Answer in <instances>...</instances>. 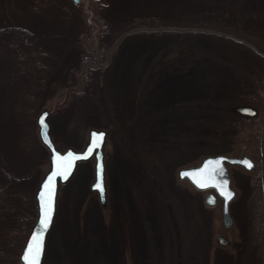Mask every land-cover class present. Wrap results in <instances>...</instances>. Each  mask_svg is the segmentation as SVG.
<instances>
[{"label": "rangeland", "instance_id": "1", "mask_svg": "<svg viewBox=\"0 0 264 264\" xmlns=\"http://www.w3.org/2000/svg\"><path fill=\"white\" fill-rule=\"evenodd\" d=\"M263 93L264 0H0V264H21L37 220L45 109L61 151L107 132V197L91 190L95 160L82 162L59 190L44 264H264L262 162L251 186L232 172L230 230L221 201L174 179L177 165L240 153L255 131L234 110L256 97L263 116Z\"/></svg>", "mask_w": 264, "mask_h": 264}, {"label": "water", "instance_id": "2", "mask_svg": "<svg viewBox=\"0 0 264 264\" xmlns=\"http://www.w3.org/2000/svg\"><path fill=\"white\" fill-rule=\"evenodd\" d=\"M78 1V0H76ZM242 113H247L250 116L255 115V111L251 108L239 109ZM50 112L44 110L38 117L39 136L43 145L48 149L49 155V170L43 177L36 192V203L38 216L23 248L20 256L21 264H26L23 259L25 250L31 243L34 247L37 243L40 245L39 254L36 256L38 264H44L45 253L47 250V242L52 231L56 212L59 190L62 185L68 184L75 175L78 166L82 162L95 160V180L91 189L97 192L100 202L106 203L107 191L105 185V153L104 147L107 140V132L104 130L92 129L89 132V139L83 150L68 148L59 150L51 136L49 119ZM93 133L97 135L94 137ZM103 133V137L99 136ZM261 162L262 175L264 179V114L261 125ZM69 153L72 155L70 156ZM252 162L248 158H228L225 156H209L206 157L198 166L182 169L179 172L180 179H187L191 185L197 190L207 191L214 190L219 197L223 199L222 220L226 229L232 225V218L229 213V204L235 197V192L230 187L225 162L230 165L246 166L243 162ZM211 162V163H209ZM247 167V166H246ZM248 169H251L248 167ZM227 181V183H225ZM100 182L103 187V193L96 187ZM45 185H48L45 187ZM203 185V187L201 186ZM231 193V198H227V194ZM223 193V194H222ZM207 204L213 206L216 204V196L213 194L207 198ZM46 217V222L42 223V218ZM36 237V240L33 237ZM225 238L219 239L221 244H226ZM31 258V255H30Z\"/></svg>", "mask_w": 264, "mask_h": 264}, {"label": "flooded vegetation", "instance_id": "3", "mask_svg": "<svg viewBox=\"0 0 264 264\" xmlns=\"http://www.w3.org/2000/svg\"><path fill=\"white\" fill-rule=\"evenodd\" d=\"M169 80L171 81L170 83H172V86H173V89H174V92H179L180 95H182L183 97L186 96L187 94V90L190 89V86L187 84V81L184 80V75L180 74V73H176L175 75H173L172 77L169 76ZM186 82V83H184ZM257 101V98L256 97H252L251 99V103H256ZM262 101V99H261ZM251 103H247L243 106H240L238 108H235L234 112H236L239 116H241V118H244L246 119V127H244L245 129L244 130H247V129H254L255 133L253 132L251 134V136L249 137V140L244 144L243 148L241 149V152L240 153H219V154H216V155H210V156H225V157H228V158H248L251 160L252 162V167L251 169H248V167L246 166H241V165H230L228 163L225 162V166L227 168V172H228V177H229V180H230V187L231 189L235 192V197L234 199L237 197V190L233 187V184H232V172L234 170H237L238 172L239 171H245L246 173H249L250 174V186L255 183L256 180L259 179V175L257 174V168H261V153H260V164L257 160V158H255V151L256 153L259 152L260 150V137H261V121H262V112L260 113V110L257 108V107H254ZM260 105H261V102H260ZM241 108H251L255 111V115L254 116H250L249 114L247 113H242L239 111V109ZM264 110V109H263ZM257 129V131L255 130ZM257 132V133H256ZM256 144H258L259 147H256ZM258 149V151H257ZM206 158V157H205ZM204 159V158H203ZM202 162V161H201ZM199 165V164H198ZM196 165V166H198ZM190 167H195V166H190L189 164H181V165H177L175 168H174V179H175V182L176 184L178 185V188L180 190H182V192L185 194H189L190 193V182L187 180V179H180L179 177V172L180 170L182 169H186V168H190ZM257 182V181H256ZM93 192V191H92ZM207 195H206V202H207V198L209 195L213 194L214 196H216V204L221 201L222 204H223V199L221 197H219L217 195V193L214 191V190H207V191H204ZM96 196L97 193L94 192ZM233 199V201H234ZM232 201V202H233ZM231 202V203H232ZM230 203V204H231ZM215 204V205H216ZM230 207V205H229ZM224 226V224H223ZM227 230H230V229H227ZM221 237H224V236H219L217 241L220 243L219 239ZM225 238V242L226 244L229 243L230 240H228V238L224 237Z\"/></svg>", "mask_w": 264, "mask_h": 264}, {"label": "snow or ice", "instance_id": "4", "mask_svg": "<svg viewBox=\"0 0 264 264\" xmlns=\"http://www.w3.org/2000/svg\"><path fill=\"white\" fill-rule=\"evenodd\" d=\"M96 135H97L96 133H93L94 137ZM103 135H104L103 133L99 134V136L101 138L103 137ZM69 155L71 156L72 154L69 153ZM209 163H211V162H209ZM243 163L246 164V166L249 167V168L252 167L250 162L244 161ZM225 183H227V181H225ZM47 186L48 185H45V187H47ZM201 186L203 187V185H201ZM96 187L100 190L101 193H103V187H102V184L100 182L97 183ZM227 198H231V193L230 192L227 194ZM41 222L45 223L46 222V217L42 218ZM33 239L36 240V237L34 236ZM39 251H40L39 243H37L35 245V247L30 243L28 248L25 250V254H24V257H23V259L25 260L26 264H38L36 256L39 254ZM30 255H31V258H30Z\"/></svg>", "mask_w": 264, "mask_h": 264}, {"label": "trees", "instance_id": "5", "mask_svg": "<svg viewBox=\"0 0 264 264\" xmlns=\"http://www.w3.org/2000/svg\"><path fill=\"white\" fill-rule=\"evenodd\" d=\"M92 9H93V8H92ZM97 18H98V17L96 16V19H97ZM99 21H101V20H99ZM175 93H176V92H175ZM262 102L264 103V93L262 94ZM263 106H264V104H263ZM263 106H262V108H264Z\"/></svg>", "mask_w": 264, "mask_h": 264}]
</instances>
